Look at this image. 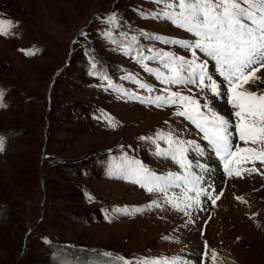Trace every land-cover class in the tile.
Segmentation results:
<instances>
[{
    "label": "rangeland",
    "instance_id": "374dc122",
    "mask_svg": "<svg viewBox=\"0 0 264 264\" xmlns=\"http://www.w3.org/2000/svg\"><path fill=\"white\" fill-rule=\"evenodd\" d=\"M162 7L152 0H0V19L13 23L0 35V264H264V164L233 162L228 177L203 134L174 115L175 106L157 108L114 90L154 97L167 87L204 103L196 86L189 92L162 84L137 63L138 52L153 55L148 49L191 58L147 38L194 39L152 19ZM113 13L115 25L107 22ZM196 51L226 91L215 61ZM144 63L167 74L158 62ZM128 75L155 90L148 93ZM256 75L260 79L244 87L259 93L264 68ZM203 95L236 123L227 95ZM229 131L233 150L248 147ZM157 132L197 141L204 154L190 149L188 161L215 189H208L213 199L222 192L215 203L202 195L185 215L121 177L125 157L158 175L181 172L140 139ZM159 145L168 148L163 140ZM180 192L172 188L168 198L183 207ZM154 201L161 207L148 210Z\"/></svg>",
    "mask_w": 264,
    "mask_h": 264
},
{
    "label": "snow or ice",
    "instance_id": "6c2138e0",
    "mask_svg": "<svg viewBox=\"0 0 264 264\" xmlns=\"http://www.w3.org/2000/svg\"><path fill=\"white\" fill-rule=\"evenodd\" d=\"M156 4L163 5L157 11L150 13L151 18L170 22L177 29H182L194 39L180 40L161 37H147L164 43L174 45L190 52L191 58L179 56L172 52H153L150 57H142L139 52L137 63H141L145 72L154 76L156 80L165 85H176L191 89L189 85L196 86L201 93V99L193 95H184L180 91L172 92L170 88L161 89L164 95L139 97L134 93H128L121 88L114 90L121 96L137 99L140 103L152 104L157 108L175 106L174 115L183 117L203 134L204 140L211 146L212 151L223 162V170L228 177L233 176L230 164L253 163L257 160L264 164V90L259 93L255 89L245 88L244 85L255 83L260 77L256 75L264 68V0H152ZM109 24L117 23L115 13L109 16ZM13 27L12 21L0 19V35L7 36L5 28ZM112 33H105L111 38ZM136 42V37H132ZM114 42V41H113ZM204 57L215 61L216 70L227 83V90L217 82L209 73L208 60H201L197 51ZM25 55H33V52L23 50ZM126 55H131V45L125 50ZM146 60L158 62L161 68L167 69V74L160 68L148 67ZM255 66V67H254ZM93 67L95 65L93 64ZM125 79L138 84L139 88L148 93L155 89L146 83L140 82L132 75ZM264 83V80H261ZM109 87H112L109 84ZM207 90L212 96L220 98L228 96L227 103L233 109L236 123L233 125L228 118L219 114L211 107L212 101L208 100L203 93ZM2 96V93H0ZM203 109V110H202ZM112 127L116 125L111 122ZM234 128L238 133V139L248 147L237 146L233 150L232 132ZM155 144V155L164 159H170L177 164L181 172H169L167 175H158L150 171L139 160L124 158L123 165L118 167L122 178L129 179L139 185L149 194H157L164 197L165 204H172L177 211L189 215L188 209L193 204L201 203V196L208 199H219L222 192L213 199L208 189H215L205 180L203 175L192 171V164L188 161L187 153L194 149L203 155V150L194 141H186L173 132H157L154 137H141ZM167 143L168 148L162 149L159 141ZM4 150L3 139L0 138V151ZM201 172H208L205 165L197 164ZM239 173H237L238 175ZM207 183V188L202 187ZM179 188L184 206L172 203L168 198L169 190ZM189 193H195L194 197ZM241 202L242 197H237ZM161 204L153 202L147 206L148 210L160 208ZM124 215H131L127 210H120ZM139 212L141 209L137 208ZM215 257V253H213ZM175 264V262H172Z\"/></svg>",
    "mask_w": 264,
    "mask_h": 264
},
{
    "label": "bare ground",
    "instance_id": "6f19581e",
    "mask_svg": "<svg viewBox=\"0 0 264 264\" xmlns=\"http://www.w3.org/2000/svg\"><path fill=\"white\" fill-rule=\"evenodd\" d=\"M194 142H195V143H197V141H196V140H194ZM214 155H215V154H214ZM216 157H217V156H216ZM218 158H219V157H218ZM241 183H243V182H241ZM245 185H246V184H245ZM246 187H247V186H246ZM231 189H232V188H231Z\"/></svg>",
    "mask_w": 264,
    "mask_h": 264
},
{
    "label": "water",
    "instance_id": "95a60500",
    "mask_svg": "<svg viewBox=\"0 0 264 264\" xmlns=\"http://www.w3.org/2000/svg\"><path fill=\"white\" fill-rule=\"evenodd\" d=\"M43 171V170H42Z\"/></svg>",
    "mask_w": 264,
    "mask_h": 264
}]
</instances>
